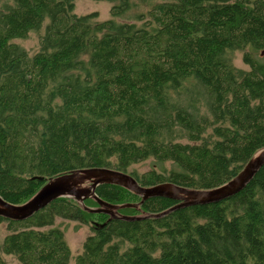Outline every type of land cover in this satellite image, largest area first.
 <instances>
[{
	"label": "trees",
	"instance_id": "obj_1",
	"mask_svg": "<svg viewBox=\"0 0 264 264\" xmlns=\"http://www.w3.org/2000/svg\"><path fill=\"white\" fill-rule=\"evenodd\" d=\"M95 1L107 18L75 13L74 0H1L0 196L19 204L85 168L195 190L235 176L264 146V0ZM30 31L31 54L15 41ZM95 194L141 200L114 184ZM177 203L152 196L118 210L140 219L107 220L60 197L0 216V264H264V164L229 197L157 215ZM57 217L90 223L73 258Z\"/></svg>",
	"mask_w": 264,
	"mask_h": 264
},
{
	"label": "water",
	"instance_id": "obj_2",
	"mask_svg": "<svg viewBox=\"0 0 264 264\" xmlns=\"http://www.w3.org/2000/svg\"><path fill=\"white\" fill-rule=\"evenodd\" d=\"M264 164V146L258 149L243 168L223 184L211 189H189L171 183H162L153 186H142L129 173L107 168L76 169L67 173L56 175L47 179L44 184L28 199L19 204H13L0 196V216L10 220H23L45 207L51 201L60 197L74 199L79 205L90 213H104L108 219L121 218L125 220L140 219L141 215H124L118 213L123 207H139L148 197L162 196L178 203L157 215L165 214L175 208L192 204L215 202L241 190ZM33 179L42 181V177ZM101 184H114L121 186L141 197L138 203L113 204L102 200L95 194V189ZM93 199L97 206L88 207L83 200Z\"/></svg>",
	"mask_w": 264,
	"mask_h": 264
},
{
	"label": "rangeland",
	"instance_id": "obj_3",
	"mask_svg": "<svg viewBox=\"0 0 264 264\" xmlns=\"http://www.w3.org/2000/svg\"><path fill=\"white\" fill-rule=\"evenodd\" d=\"M1 3V0H0ZM75 13L81 15L96 11L98 18L105 19L109 16V5L106 1H95V0H74ZM39 32L30 31L25 38H18L15 41L20 44L25 50L31 54L38 48V37ZM234 63L237 66L245 67L241 60V52L237 51L234 54ZM150 160L140 161L130 166L134 171H145L150 167ZM55 222L64 230V235L67 244L71 250L72 258L79 252L82 241L89 234L90 223H81L75 220H67L57 217ZM6 222H0V241L6 234ZM5 260L8 264H19L16 259L11 255H5ZM69 264H73L72 259Z\"/></svg>",
	"mask_w": 264,
	"mask_h": 264
},
{
	"label": "bare ground",
	"instance_id": "obj_4",
	"mask_svg": "<svg viewBox=\"0 0 264 264\" xmlns=\"http://www.w3.org/2000/svg\"><path fill=\"white\" fill-rule=\"evenodd\" d=\"M160 184H162V183H160ZM156 185H158V184H156ZM129 191V190H128ZM131 192V191H130Z\"/></svg>",
	"mask_w": 264,
	"mask_h": 264
}]
</instances>
